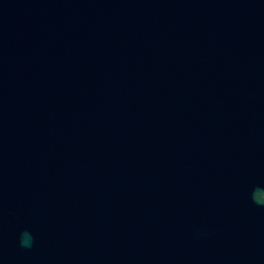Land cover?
<instances>
[{"label":"water","instance_id":"1","mask_svg":"<svg viewBox=\"0 0 264 264\" xmlns=\"http://www.w3.org/2000/svg\"><path fill=\"white\" fill-rule=\"evenodd\" d=\"M0 264H264V0H0Z\"/></svg>","mask_w":264,"mask_h":264}]
</instances>
